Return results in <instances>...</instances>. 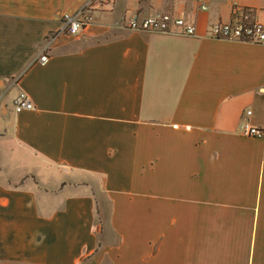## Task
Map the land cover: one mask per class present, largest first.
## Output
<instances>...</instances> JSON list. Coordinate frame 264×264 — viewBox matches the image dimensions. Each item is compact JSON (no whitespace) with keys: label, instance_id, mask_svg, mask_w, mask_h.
<instances>
[{"label":"crops","instance_id":"obj_1","mask_svg":"<svg viewBox=\"0 0 264 264\" xmlns=\"http://www.w3.org/2000/svg\"><path fill=\"white\" fill-rule=\"evenodd\" d=\"M87 1L0 0V264H264V42L205 33L264 0H112L50 37ZM155 11L195 34L124 25Z\"/></svg>","mask_w":264,"mask_h":264},{"label":"built area","instance_id":"obj_2","mask_svg":"<svg viewBox=\"0 0 264 264\" xmlns=\"http://www.w3.org/2000/svg\"><path fill=\"white\" fill-rule=\"evenodd\" d=\"M200 9L206 8V0H196ZM112 0H88L78 11L61 14L59 20L61 27L50 34L56 36L61 31L69 34H77L83 26L91 20L90 11L93 9H104ZM86 10L87 12H83ZM264 16V6L261 8ZM124 25L137 30H148L179 35H194L195 25L190 20H185L182 16L172 15L166 11H155L146 15H139L132 12L124 18ZM206 35L214 38L237 39L252 42H264V23L253 19L247 10H241L239 14L232 16L227 21H215L206 28ZM44 60L45 56L41 55ZM15 111L24 108H32V102L23 91H18L12 99ZM249 109L244 113L248 114ZM264 126L252 124L246 119L240 121L239 130L247 136H260Z\"/></svg>","mask_w":264,"mask_h":264},{"label":"rangeland","instance_id":"obj_3","mask_svg":"<svg viewBox=\"0 0 264 264\" xmlns=\"http://www.w3.org/2000/svg\"><path fill=\"white\" fill-rule=\"evenodd\" d=\"M61 33H66V32H64V31H61ZM69 34V33H68Z\"/></svg>","mask_w":264,"mask_h":264}]
</instances>
